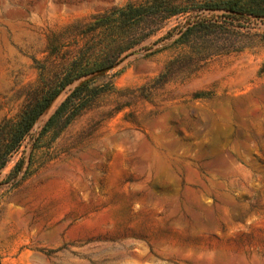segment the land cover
I'll list each match as a JSON object with an SVG mask.
<instances>
[{"label":"rangeland","instance_id":"1","mask_svg":"<svg viewBox=\"0 0 264 264\" xmlns=\"http://www.w3.org/2000/svg\"><path fill=\"white\" fill-rule=\"evenodd\" d=\"M0 264H264V0H0Z\"/></svg>","mask_w":264,"mask_h":264},{"label":"trees","instance_id":"2","mask_svg":"<svg viewBox=\"0 0 264 264\" xmlns=\"http://www.w3.org/2000/svg\"><path fill=\"white\" fill-rule=\"evenodd\" d=\"M54 98V95H52L46 103L39 105L38 109L31 112V114L28 115V117L24 118V131L25 133L33 126L36 119L45 111V109L48 107L52 99Z\"/></svg>","mask_w":264,"mask_h":264}]
</instances>
